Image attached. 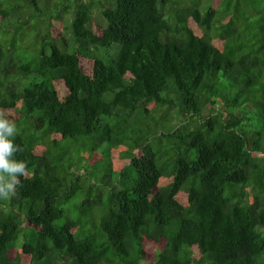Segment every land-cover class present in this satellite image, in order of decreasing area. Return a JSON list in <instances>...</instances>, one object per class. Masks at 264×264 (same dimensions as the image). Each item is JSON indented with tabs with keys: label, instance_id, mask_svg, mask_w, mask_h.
Instances as JSON below:
<instances>
[{
	"label": "trees",
	"instance_id": "1",
	"mask_svg": "<svg viewBox=\"0 0 264 264\" xmlns=\"http://www.w3.org/2000/svg\"><path fill=\"white\" fill-rule=\"evenodd\" d=\"M0 115V264H264V0H0Z\"/></svg>",
	"mask_w": 264,
	"mask_h": 264
},
{
	"label": "clouds",
	"instance_id": "2",
	"mask_svg": "<svg viewBox=\"0 0 264 264\" xmlns=\"http://www.w3.org/2000/svg\"><path fill=\"white\" fill-rule=\"evenodd\" d=\"M17 131L14 121L0 115V200L15 196L20 177L26 174V162L15 158V154L20 151L13 139Z\"/></svg>",
	"mask_w": 264,
	"mask_h": 264
}]
</instances>
